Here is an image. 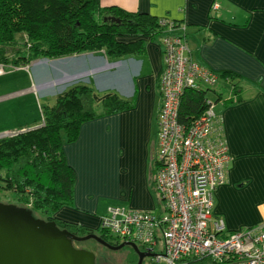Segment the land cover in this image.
I'll return each mask as SVG.
<instances>
[{"label": "crops", "instance_id": "obj_1", "mask_svg": "<svg viewBox=\"0 0 264 264\" xmlns=\"http://www.w3.org/2000/svg\"><path fill=\"white\" fill-rule=\"evenodd\" d=\"M99 1L104 7L175 22L173 33L182 29L193 62L215 75L230 72L246 82L239 93L242 101L230 105L224 101L233 97L231 86L218 79V86L228 88L226 98L214 88L221 99L213 102V110L217 108L229 159L225 182L214 192L212 213L229 232L264 227V0ZM143 41L141 57L108 61L101 53H85L30 64L48 63L55 71L38 86L44 99L55 84L63 89L83 83L96 95L114 93L134 101L132 109L85 122L77 140L64 144L75 184L72 204L54 214L59 222L97 233L109 207L162 212L153 186L154 169L148 168L158 131L162 50L157 39Z\"/></svg>", "mask_w": 264, "mask_h": 264}, {"label": "trees", "instance_id": "obj_2", "mask_svg": "<svg viewBox=\"0 0 264 264\" xmlns=\"http://www.w3.org/2000/svg\"><path fill=\"white\" fill-rule=\"evenodd\" d=\"M162 19L165 18L104 7L99 0H0V65L22 69L40 59L85 53H101L108 61L141 57L145 38L159 42L164 32ZM216 76L220 83L231 86L233 97L225 100V105L242 101L239 93L246 84L244 80L230 72ZM208 92L216 94V101L221 99L214 88L184 92L178 112L180 124L189 125L207 109V102L213 104L207 99ZM108 94L96 102L92 86L73 84L52 103L40 106L38 123L0 138V189L10 192L21 205L18 207L29 209L34 216L41 215L45 221H54L57 227L77 237L96 234L104 240L107 234L54 218L59 209L73 201L75 173L65 160L63 146L77 140L85 122L133 108V100ZM131 253L135 260L132 250Z\"/></svg>", "mask_w": 264, "mask_h": 264}, {"label": "built area", "instance_id": "obj_3", "mask_svg": "<svg viewBox=\"0 0 264 264\" xmlns=\"http://www.w3.org/2000/svg\"><path fill=\"white\" fill-rule=\"evenodd\" d=\"M211 10L214 15L217 6ZM160 24L161 104L153 186L162 212L109 207L100 219V231L118 244L133 243L153 254L156 264H264L263 226L229 232L212 213L214 192L225 182L229 159L213 104L207 102V109L189 125L178 122L184 92L202 86L213 89L218 77L190 59L182 29L173 33L175 22L162 19Z\"/></svg>", "mask_w": 264, "mask_h": 264}, {"label": "water", "instance_id": "obj_4", "mask_svg": "<svg viewBox=\"0 0 264 264\" xmlns=\"http://www.w3.org/2000/svg\"><path fill=\"white\" fill-rule=\"evenodd\" d=\"M107 97L109 94L99 98L94 95L96 102ZM89 239L113 251L129 247L138 257L137 264L153 258L133 243L111 246L96 234L77 237L54 221L37 218L29 209L0 203V264H95L93 253L72 246L73 242Z\"/></svg>", "mask_w": 264, "mask_h": 264}, {"label": "rangeland", "instance_id": "obj_5", "mask_svg": "<svg viewBox=\"0 0 264 264\" xmlns=\"http://www.w3.org/2000/svg\"><path fill=\"white\" fill-rule=\"evenodd\" d=\"M45 60V59H43ZM1 67L0 73V134L6 132H12L21 127H30L39 122L40 119V106L43 107L47 102L52 103L53 100L62 93L69 86L67 84L63 89L62 86H56V84L49 88L48 97L45 99L40 97L41 95L38 86H41L43 80L53 78L54 69L52 65L48 63H42L41 65L27 66V72L29 79L26 78V68L13 69L10 67ZM219 84V83H218ZM203 89L206 87L202 86ZM61 89V90H60ZM218 93H221L223 98H226L229 94L228 88L218 86L215 87ZM223 89V90H222ZM40 95V96H39ZM105 95V94H103ZM103 95H96L97 98ZM37 96V99L35 98ZM216 94L213 92L207 93V99L211 102L216 101ZM38 101V102H37ZM218 105V103L216 104ZM214 113L216 110H213ZM157 130H155L156 133ZM157 138V137H156ZM155 138V139H156ZM156 152V146H155ZM154 159H150V167L154 169ZM0 203L11 204L15 206H21L17 204L14 196L10 192H5L0 189ZM124 207V206H119ZM39 219L44 218L35 214ZM107 237L111 238L109 235ZM72 246L76 250H84L93 253L95 257V264H136L137 256L134 260L131 250L128 248H122L117 251H113L101 246L94 240H86L82 242H73ZM135 262V263H134ZM142 264H156L153 261L145 260Z\"/></svg>", "mask_w": 264, "mask_h": 264}, {"label": "flooded vegetation", "instance_id": "obj_6", "mask_svg": "<svg viewBox=\"0 0 264 264\" xmlns=\"http://www.w3.org/2000/svg\"><path fill=\"white\" fill-rule=\"evenodd\" d=\"M104 240L106 241V243H108L109 245H111V246H117V245H119V244H116V245H113L112 243H116V240H114V239H110L109 237H105L104 238ZM125 248H128V249H130L129 247H125ZM137 248H138V250L140 251V252H144V251H142V249L140 248V247H138L137 246ZM132 250V249H131ZM132 252L134 253V251L132 250ZM134 255L136 256V254L134 253ZM147 261V260H149L150 262H151V258H145V259H143V261ZM137 261H138V257H137ZM143 261H142V263H143ZM137 264V263H136Z\"/></svg>", "mask_w": 264, "mask_h": 264}]
</instances>
